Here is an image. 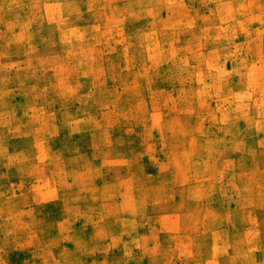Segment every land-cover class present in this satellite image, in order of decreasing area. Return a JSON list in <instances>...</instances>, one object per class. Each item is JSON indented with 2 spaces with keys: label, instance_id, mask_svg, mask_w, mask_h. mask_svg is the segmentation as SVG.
<instances>
[{
  "label": "rangeland",
  "instance_id": "rangeland-1",
  "mask_svg": "<svg viewBox=\"0 0 264 264\" xmlns=\"http://www.w3.org/2000/svg\"><path fill=\"white\" fill-rule=\"evenodd\" d=\"M0 264H264V0H0Z\"/></svg>",
  "mask_w": 264,
  "mask_h": 264
}]
</instances>
